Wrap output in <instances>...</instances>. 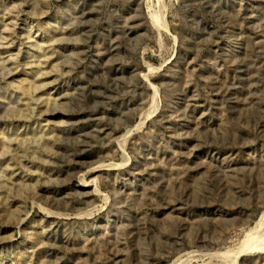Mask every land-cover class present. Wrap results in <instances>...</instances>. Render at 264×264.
<instances>
[{
  "label": "rangeland",
  "instance_id": "obj_1",
  "mask_svg": "<svg viewBox=\"0 0 264 264\" xmlns=\"http://www.w3.org/2000/svg\"><path fill=\"white\" fill-rule=\"evenodd\" d=\"M263 213L264 0H0V264H220Z\"/></svg>",
  "mask_w": 264,
  "mask_h": 264
},
{
  "label": "bare ground",
  "instance_id": "obj_2",
  "mask_svg": "<svg viewBox=\"0 0 264 264\" xmlns=\"http://www.w3.org/2000/svg\"><path fill=\"white\" fill-rule=\"evenodd\" d=\"M154 16H155V21L157 23L156 28L161 29L164 32L168 31V29H169L168 26H167L168 24H167V22L165 20V17L162 14V12L161 11L160 12H156V13H154ZM172 39H173L174 43H176V37L172 36ZM160 67H161V65L157 66V67H153V68H148L146 71H144L141 74V78L144 81H146L147 84L152 86V88L154 90V93H153L151 104L146 109H143L141 111L142 112L141 113V119L138 122L127 126L124 129V131H122V133L119 135L120 137L117 139L118 146L120 147V149H121V151L123 153L122 154L123 155V160L127 161L126 151L125 150H126V147H127V142L130 139V137L132 136L133 132L135 130L143 128L145 123L147 122V119L152 115V113L154 111V106L156 105V101H157V98H156L157 97V89L152 83H149L150 82L149 81V74H151L154 70L160 69ZM110 166H117V165L116 164H111V163L100 164L98 167H94L93 170H91L89 172H95V171H97V168H99V167H110ZM86 182H87L86 176L84 175V173H82L80 175V184H79L80 186H79V189L85 188L86 186L89 185V183H91L93 185V187L90 190L91 196L95 197L97 195V196L101 197V199L103 200V203L105 204L108 201L109 196L106 195L105 193H103L101 190H99L97 188V186H98L97 181L95 179H91V180H89L88 183H86ZM86 202H88V201H86ZM84 210H85V208H84ZM97 210H98V207L97 206H93L89 210H85L83 212V215L84 214L90 215V214L96 212ZM43 212L46 214L45 217L52 216V214H53V212L50 211L49 209H44ZM57 215L58 216H64L66 214L58 213ZM250 231H251V233L246 235V237L243 240V242L234 251H232L230 253L229 252H219L217 250V251H214V252H209V253H206V254H202V253H199L198 251H193L192 255H194V256L195 255H199V257H201V258H203L204 256H207L209 258V261H210V259H212L214 257H218V258H220L222 260L220 262V264H242V255H244L245 253H250V252H254V251H262V250H264V238H263L264 213L261 215L260 219H258L255 222L254 227H252L250 229ZM191 259H192V257L186 259L183 256H178V257L174 258V260L171 262V264H186V262H187V264H188V262L190 264V260ZM197 264H199V263H197ZM201 264H209V263L202 262Z\"/></svg>",
  "mask_w": 264,
  "mask_h": 264
}]
</instances>
